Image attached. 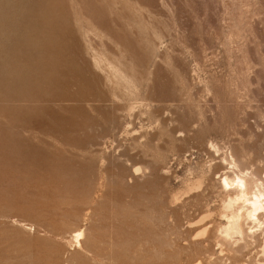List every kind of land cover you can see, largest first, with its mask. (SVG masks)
Returning a JSON list of instances; mask_svg holds the SVG:
<instances>
[{"label":"rangeland","instance_id":"374dc122","mask_svg":"<svg viewBox=\"0 0 264 264\" xmlns=\"http://www.w3.org/2000/svg\"><path fill=\"white\" fill-rule=\"evenodd\" d=\"M229 154L264 174V0H0V264H264Z\"/></svg>","mask_w":264,"mask_h":264},{"label":"bare ground","instance_id":"6f19581e","mask_svg":"<svg viewBox=\"0 0 264 264\" xmlns=\"http://www.w3.org/2000/svg\"><path fill=\"white\" fill-rule=\"evenodd\" d=\"M221 164L224 166V168H226V170H228L226 172L223 171L224 173L221 174L218 181L220 184L219 186H221L224 192H226V197L224 195L225 199H223L221 203L222 211L220 210L222 212L221 217L223 218L224 221V225L220 227V234H221L220 236L222 237V241L223 240L229 241L234 237L243 240V237H245L244 235L246 236L248 235L247 236L248 238L250 236L254 237L256 231L252 229L255 228L258 231L264 230V174L262 175L258 174L255 169H251V168L246 169L245 168L246 166L244 168L241 167L240 169L239 165L236 163L235 159L232 157L231 154H229L227 158L224 156L223 158L221 157ZM135 168L133 174L137 175L140 169H135ZM228 173L230 174L228 175ZM245 228H248L247 229L248 234H245L244 232ZM72 230H74V228ZM70 234L74 245L77 246V248H79L81 246V241L84 239L83 230L75 229ZM203 234H205V229L200 233H198L196 237H200ZM234 240L235 239H233V241ZM237 244H235V247L236 246L237 247L235 248L236 250L234 252L240 255L241 254L240 250L243 246L239 247ZM245 244L244 246H246ZM261 252L262 255H264V248H262ZM110 264H118V263H115L113 259L110 258Z\"/></svg>","mask_w":264,"mask_h":264}]
</instances>
